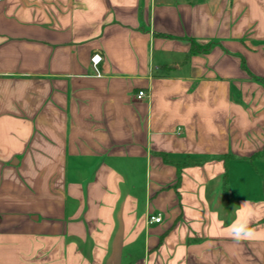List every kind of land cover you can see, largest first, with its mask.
Returning <instances> with one entry per match:
<instances>
[{
  "label": "crops",
  "instance_id": "1",
  "mask_svg": "<svg viewBox=\"0 0 264 264\" xmlns=\"http://www.w3.org/2000/svg\"><path fill=\"white\" fill-rule=\"evenodd\" d=\"M0 264H264V0H0Z\"/></svg>",
  "mask_w": 264,
  "mask_h": 264
},
{
  "label": "clouds",
  "instance_id": "2",
  "mask_svg": "<svg viewBox=\"0 0 264 264\" xmlns=\"http://www.w3.org/2000/svg\"><path fill=\"white\" fill-rule=\"evenodd\" d=\"M231 234L237 241L249 239L256 235L255 231L248 227L246 221L238 220L231 226Z\"/></svg>",
  "mask_w": 264,
  "mask_h": 264
},
{
  "label": "built area",
  "instance_id": "3",
  "mask_svg": "<svg viewBox=\"0 0 264 264\" xmlns=\"http://www.w3.org/2000/svg\"><path fill=\"white\" fill-rule=\"evenodd\" d=\"M91 62L92 65L95 69V71L98 73L99 70V65L102 62V57L99 53H95L92 57H91ZM147 97V93L145 91H139L137 94V98L139 100L145 99ZM150 223H160L162 221V215H156V216H151L149 219Z\"/></svg>",
  "mask_w": 264,
  "mask_h": 264
},
{
  "label": "trees",
  "instance_id": "4",
  "mask_svg": "<svg viewBox=\"0 0 264 264\" xmlns=\"http://www.w3.org/2000/svg\"><path fill=\"white\" fill-rule=\"evenodd\" d=\"M196 46V47H195ZM206 49H199L197 47V45H194L193 49H192V52H205ZM191 164L190 162H183V163H178L176 166L178 168V172L181 170L182 167L186 166V165H189ZM180 174V172L178 173V175ZM179 177V176H178ZM222 196H223V199L224 201L227 200V197H228V191H227V186L224 185V189H223V193H222Z\"/></svg>",
  "mask_w": 264,
  "mask_h": 264
},
{
  "label": "rangeland",
  "instance_id": "5",
  "mask_svg": "<svg viewBox=\"0 0 264 264\" xmlns=\"http://www.w3.org/2000/svg\"><path fill=\"white\" fill-rule=\"evenodd\" d=\"M263 170V169H262Z\"/></svg>",
  "mask_w": 264,
  "mask_h": 264
}]
</instances>
